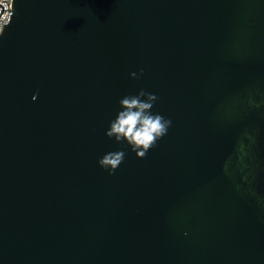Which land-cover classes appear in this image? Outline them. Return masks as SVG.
<instances>
[{
  "label": "water",
  "instance_id": "obj_1",
  "mask_svg": "<svg viewBox=\"0 0 264 264\" xmlns=\"http://www.w3.org/2000/svg\"><path fill=\"white\" fill-rule=\"evenodd\" d=\"M13 8L0 35V264H264V0ZM141 88L172 126L109 175L97 159L120 145L105 128Z\"/></svg>",
  "mask_w": 264,
  "mask_h": 264
},
{
  "label": "clouds",
  "instance_id": "obj_2",
  "mask_svg": "<svg viewBox=\"0 0 264 264\" xmlns=\"http://www.w3.org/2000/svg\"><path fill=\"white\" fill-rule=\"evenodd\" d=\"M3 32L4 27L0 30V35H3ZM143 72L144 69H140V73L143 74ZM130 76L138 78L136 72H131ZM38 95L37 91L32 99L36 100ZM158 99L155 93L143 88L118 99V107L108 120L105 135L120 147L117 150L105 152L97 159V164L109 175L114 174L119 168L127 149L133 151L138 158H143L161 138L167 135L172 126V120L158 110H154Z\"/></svg>",
  "mask_w": 264,
  "mask_h": 264
},
{
  "label": "built area",
  "instance_id": "obj_3",
  "mask_svg": "<svg viewBox=\"0 0 264 264\" xmlns=\"http://www.w3.org/2000/svg\"><path fill=\"white\" fill-rule=\"evenodd\" d=\"M13 2L14 0H11V2H9V0H4V2L2 3V0H0V3L4 5V11L0 17V30H2L3 27L5 28L8 25L7 22L9 17L12 16V14H14ZM1 12H2V6L0 5V13Z\"/></svg>",
  "mask_w": 264,
  "mask_h": 264
}]
</instances>
